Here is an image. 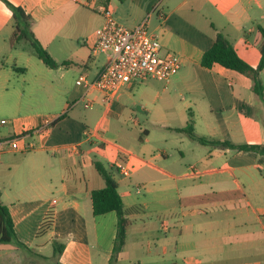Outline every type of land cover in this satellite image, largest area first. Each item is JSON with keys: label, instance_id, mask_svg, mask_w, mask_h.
<instances>
[{"label": "crops", "instance_id": "obj_1", "mask_svg": "<svg viewBox=\"0 0 264 264\" xmlns=\"http://www.w3.org/2000/svg\"><path fill=\"white\" fill-rule=\"evenodd\" d=\"M8 1L25 9L35 36L57 62L67 63L53 69L66 68L77 79L84 73L95 78L102 71L105 56L101 59L92 53L96 30L104 23L102 9L110 8L112 2L120 9L126 0ZM163 1L132 0L136 13L114 12L129 28L150 13L151 23L156 14L160 25L154 31L163 49L182 57L180 70L164 81L169 89L164 102L160 103L161 91L151 100L148 86H141V81L126 84L111 105L95 92L96 104L105 111L96 128L87 130L79 116L66 111L73 108L72 100L81 98L83 89L76 85L62 110L17 115L7 129L0 126L1 200L10 209L18 237L28 247L0 243V264H110L118 216L114 211L102 215L93 211L91 192L106 185L95 166L98 160L89 154L96 146L108 156V168L98 162L118 181L126 207L137 208L128 216L127 241L115 264H263L264 260L254 261L252 254L222 257V246L217 243L231 241L229 252L237 249L236 242L239 248L251 249L252 217L260 212L244 208L252 206V197L264 201V189L258 187L264 180V153L203 144L179 128L192 120L199 136L264 144V99L255 92L253 80L220 64L202 65L205 51L220 33L247 62L259 64L264 0H171L160 8ZM15 30L14 13L0 0V108L7 103L2 88L9 90L6 82L13 72H24L18 66L34 63L32 58L37 56L28 40L13 43ZM261 77L264 82V70ZM191 79H196L194 85ZM37 83L56 105L55 85L42 75ZM180 87L190 92L183 108H177L170 92ZM135 107L141 108L140 116ZM45 116L55 118L53 127L48 133H36ZM128 121L139 127V146L134 145L136 137L130 135ZM113 125L118 130H112ZM20 136L35 145V161L20 164L11 159L19 151L11 148L9 140ZM52 156L61 164L54 167L48 160ZM121 161L132 166L130 176L118 169ZM192 167L200 173L192 175ZM115 169L122 179H117ZM18 170L21 177H16ZM220 212L223 215L218 217ZM48 217L50 228L43 231ZM154 219L160 220L164 237L148 231ZM258 219L264 229L260 215ZM56 247L62 251L55 256ZM46 250L53 256L45 254Z\"/></svg>", "mask_w": 264, "mask_h": 264}, {"label": "rangeland", "instance_id": "obj_2", "mask_svg": "<svg viewBox=\"0 0 264 264\" xmlns=\"http://www.w3.org/2000/svg\"><path fill=\"white\" fill-rule=\"evenodd\" d=\"M116 1V0H113ZM166 3H171V0H164L162 3H160V8H163ZM137 4L134 5L132 0H126L122 7L120 9H117L114 2L110 5L111 11H116L118 14L129 16V14L136 13L137 12ZM104 8L102 9V11ZM148 15H146L147 17ZM124 22V21H123ZM127 26V23L124 22ZM158 25H160V21L157 19L156 14L152 17L150 28L151 30H157ZM91 29V25H89L88 31ZM83 41V40H82ZM254 43V42H253ZM256 44V43H255ZM254 51V50H253ZM168 51L167 49H163L162 55H167ZM256 54V51H255ZM101 59H104V56H100ZM32 59H34V63H30L29 65H19V68H24L25 71H14L13 74L10 77V82H6V86L9 88L7 90L6 88L3 89V92L6 93L7 97V103H4L2 107L0 108V126L3 129H7L12 122V118L17 115H37L39 113L47 112V110L52 109H58L62 110L63 107L66 105L68 100H70L73 96L74 90L76 88V82H75V74L72 71H67L66 68L62 69H53L46 65L39 57L34 56ZM4 61V59L2 60ZM43 76L46 79H49L54 85L55 88L58 89V100L57 104L55 105L54 101H51L47 98V94L44 89H42L41 85L37 83L38 77ZM201 77V76H200ZM196 79H191L189 83L191 85H194ZM141 86L146 87V93L149 94L151 97V100H154L156 97V94L158 91H161L163 93V97L160 100V103L164 102L165 97L169 91V89H165V82L163 80H157V79H147L144 81H141ZM187 88V87H186ZM0 92H2L0 90ZM174 96V103L177 106V108H183V105H185L190 100V92L188 89H183L182 87L171 89L170 91ZM149 97V96H148ZM194 97V96H193ZM72 104H74L72 109H67L66 111L70 112V114H75L79 116L82 122L86 124L87 130L89 129H95L97 122L102 117L105 107L100 106L98 103L95 104L93 109H86L83 106V103L81 100L79 101H71ZM144 106H148L146 102H142ZM132 108V106H129ZM138 107L137 114L140 116L142 114V111ZM187 113V112H186ZM129 115V112H127ZM91 121V123L86 121V118ZM2 120H6V124L2 123ZM120 122H118L119 124ZM122 125L119 124V127L121 128ZM128 126L130 129V135L135 136L136 141L134 142V145L139 146V141H137L139 136V127L135 126L132 121H128ZM119 128V129H120ZM112 130H118V127L113 125L111 127ZM154 130L155 128L152 127ZM123 130V129H121ZM156 134L155 137L157 138V135H159L160 130H155ZM20 143H27L23 138H18ZM195 145H198L196 141H194ZM89 148V144H87ZM166 147L169 145H165ZM184 147V146H183ZM98 146L94 147L90 152V157H92L93 160L101 161L102 164H104L107 168L109 167L108 164V156L103 151L98 150ZM34 150L30 149L26 152H16L14 154H11L10 157L15 162H20V164H25L29 161H35L34 156ZM178 155V152L175 150L173 151ZM52 155V154H50ZM89 156V155H88ZM54 158L48 159L51 161L52 165H55L56 167L59 163L57 160V156H52ZM57 164V165H56ZM115 175L117 179H122L123 177L120 176L117 169L114 170ZM16 177H21L22 173L20 174V171H17ZM258 177L261 179L263 176L257 171ZM52 177V176H51ZM47 180H49V177H46ZM126 179V178H125ZM259 188L264 189V180H261V185L258 186ZM253 204L252 206L249 205V207L244 208L247 210L255 209L257 208L260 212L259 214L253 213V236H252V247L251 249H243L239 248V242L237 244V249L235 251H231L228 249L231 245V241H226V243H217V245H221L222 248H220L219 252L222 257H229V256H244V255H253L254 261L256 260H264V258H261V255H264V229L261 227V223L259 222L260 219H258V215L261 216L263 222H264V201L257 200L254 197H252ZM238 209V208H237ZM233 212V211H232ZM231 212V213H232ZM237 212V211H235ZM234 213V212H233ZM223 213H218V217L222 216ZM216 227V224L215 226ZM208 228V226H206ZM150 232L155 231L159 233L160 237H164L163 228L161 226V222L158 219H154L152 223L150 224L149 230ZM226 248V249H225ZM198 252H203L202 250ZM45 254L53 256V253H50V251L46 250ZM58 254V251H55L54 255L56 256ZM229 254V255H228ZM141 257H145V255H141ZM53 258V257H52ZM128 263L127 261H123L122 264ZM264 264V262H263Z\"/></svg>", "mask_w": 264, "mask_h": 264}, {"label": "built area", "instance_id": "obj_3", "mask_svg": "<svg viewBox=\"0 0 264 264\" xmlns=\"http://www.w3.org/2000/svg\"><path fill=\"white\" fill-rule=\"evenodd\" d=\"M102 14L104 23L96 30L92 53L104 55L105 65L95 78H90L84 73L76 79V85L83 89L80 100L86 109H93L95 106L96 99L93 96L95 92L101 93L103 101L111 105L126 84L149 78L167 82L183 65L182 57L175 52L162 55L163 47L160 37L150 28L151 13L134 28L119 22L115 12L110 8H104ZM2 123L7 122L2 120ZM54 123L55 118L45 116L40 125L35 128V132L48 133ZM20 137L9 140L12 149L26 152L35 148L33 143H20L18 139ZM1 152L0 149V165L2 164ZM118 169L125 176H130L133 171L127 161H121ZM189 172L194 176L200 173L197 167L190 168Z\"/></svg>", "mask_w": 264, "mask_h": 264}, {"label": "trees", "instance_id": "obj_4", "mask_svg": "<svg viewBox=\"0 0 264 264\" xmlns=\"http://www.w3.org/2000/svg\"><path fill=\"white\" fill-rule=\"evenodd\" d=\"M6 4L12 9L16 21V30L13 35V43L19 40H28L33 47L34 53L48 66L58 68L61 65L57 62L44 47L42 42L35 36L31 30V16L26 13L21 6H16L8 0H4ZM124 1V0H122ZM263 36V42L260 46L261 58L257 66L251 65L244 58L240 56L233 43L224 35L218 34L213 45L207 49L203 55L202 65L207 68H212L215 64H220L226 68L236 70L240 73L250 77L254 83L255 92L264 99V82L261 73L264 70V28H260ZM63 116L59 117L60 120ZM180 131L188 133V135L197 139L203 144H210L220 148H237L244 150H252L264 153V144L259 143H245L236 144L229 140L209 139L207 137L199 136L195 132L193 121L191 120L185 127L179 128ZM95 166L97 170L104 176L106 185L103 188L94 189L91 192L93 211L95 215H102L109 212H116L118 216L117 234L114 245V250L110 260V264H115L118 260L119 254L127 241L128 227L131 224L129 215L134 213L137 208H127L122 196L119 192L118 181L113 176V173L107 170L100 162L96 161ZM50 218L43 224V231L50 228ZM0 243H15L19 247L28 248L27 245L20 240L15 229V223L10 212L9 207L1 200L0 192ZM56 251L61 252V248H55Z\"/></svg>", "mask_w": 264, "mask_h": 264}]
</instances>
